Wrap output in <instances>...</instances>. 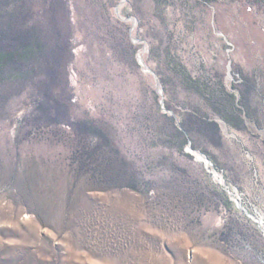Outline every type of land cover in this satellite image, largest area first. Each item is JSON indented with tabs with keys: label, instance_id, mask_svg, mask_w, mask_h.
<instances>
[{
	"label": "rangeland",
	"instance_id": "rangeland-1",
	"mask_svg": "<svg viewBox=\"0 0 264 264\" xmlns=\"http://www.w3.org/2000/svg\"><path fill=\"white\" fill-rule=\"evenodd\" d=\"M0 264H264V0H0Z\"/></svg>",
	"mask_w": 264,
	"mask_h": 264
}]
</instances>
